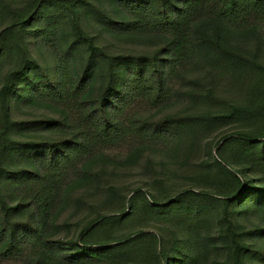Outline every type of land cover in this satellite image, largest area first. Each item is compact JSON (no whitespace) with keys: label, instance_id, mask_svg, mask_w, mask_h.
I'll use <instances>...</instances> for the list:
<instances>
[{"label":"trees","instance_id":"1","mask_svg":"<svg viewBox=\"0 0 264 264\" xmlns=\"http://www.w3.org/2000/svg\"><path fill=\"white\" fill-rule=\"evenodd\" d=\"M15 1L0 0V74L7 60L18 62L0 85V261L22 257L23 243L30 242L38 247L34 264H264V0ZM91 20L102 26L101 35L106 31L121 41L139 36L155 52L110 53L89 32ZM31 35L37 38L33 46ZM203 69L210 74L205 91ZM174 77L193 81L187 93L200 109L170 116L155 128L141 116L129 118L127 125L122 121L118 114L138 98L154 107L167 104L177 92L169 84ZM221 85L244 100L222 98ZM46 99L51 105L45 106L63 107L65 121L12 118L14 103L34 106ZM76 113L78 119L70 122ZM61 123L74 134L61 139L50 157L35 159L34 152L53 150L51 142L18 139L32 126L50 129ZM221 123L238 128L222 137L217 150H208L210 160L195 171V183L160 198L150 193L147 199L148 192L139 190L128 201L131 211L86 220L68 243L44 238L46 212L76 161L83 160L81 172L67 184L65 196L101 179L91 171L98 147L129 134L139 141L131 158L135 163L148 143L172 139L181 130L195 138ZM21 157L36 160L38 172L31 179L42 181L34 198L41 217L34 215L30 225L19 219L28 204L12 203L13 186L33 173L15 167ZM42 167L48 171L42 174ZM247 215L262 224L248 226ZM139 217L158 223L152 226L158 231H127Z\"/></svg>","mask_w":264,"mask_h":264},{"label":"rangeland","instance_id":"2","mask_svg":"<svg viewBox=\"0 0 264 264\" xmlns=\"http://www.w3.org/2000/svg\"><path fill=\"white\" fill-rule=\"evenodd\" d=\"M28 1L29 0H16L15 3L16 5H24ZM2 21L3 20L0 19V23ZM91 21L92 24L89 27V32L92 35L98 36V43L103 45L110 53L146 56L153 55L155 52V47L146 45L147 43L142 41V38L139 36H135L131 41H121L115 39L106 31H103L101 35L102 26L95 20ZM40 23H42V21ZM60 28L61 25L57 26V29ZM31 39L32 41L30 43L31 46H33L36 44L35 41H37V38L31 35ZM40 42V44L43 45L41 46L43 50H50L48 44L43 41ZM36 59H38L41 64L43 63L42 57ZM17 64L18 62L16 59L14 61L9 59L5 62L0 74V85L2 84L4 76L14 69ZM189 76L196 78L195 74L192 72ZM200 76L202 78L201 90L205 91L206 85H208L206 79L210 76L209 71L203 69ZM98 79L100 80L101 78ZM39 81L42 80L40 79ZM203 82H205L206 85ZM223 83L227 84L229 82L226 80ZM169 84L177 92L167 104L154 107L149 103L148 99L138 98L133 101L131 107L125 109L123 114H118L119 117L127 125L129 118L141 116L146 121L152 122L154 124L153 128H155V124L161 123V121L166 120L170 116H186L200 109V106L197 103L195 104L192 97L187 93L189 89L194 87L192 80L189 78L174 77ZM98 86L91 96L94 99L100 93ZM219 90L221 94L219 96L222 98L233 101L244 100L243 94L238 96L237 94L226 92L222 85L219 86ZM114 100L117 101V98L115 97ZM46 104L51 105L50 100H43L41 103L34 106H29L25 103H20L18 106L14 103L12 118L20 121L33 120L35 122H37L36 120H45L48 118L65 121L64 114L59 111L61 110L59 108H63L62 106L58 108L57 105L45 106ZM202 111H204V109ZM205 113H208L207 110ZM78 117L77 113L74 116L72 115L70 122L78 119ZM42 122L43 121H38L37 124ZM241 125L242 124H240V126ZM34 127L35 126L30 127L23 136H20L19 132V141H34L35 143L51 142L52 145L54 144L53 150L41 149L35 151V159L50 157L53 155L54 151H58L61 148V146L56 145L59 141L62 143L61 139L70 138L72 136L71 134H74L73 131L65 127L63 123L58 125V127H50V129H45L40 126L39 129H33ZM237 128L238 124L235 123H221L220 125L211 126L210 128H204L196 133L198 135H195V138L194 136L192 137L191 134L187 137L183 136V130L179 133L175 131L172 139H157L148 143L147 150L135 163H133L134 161H132L131 158L134 148L139 145V141L133 139L129 134L118 143L105 147H98L93 152V155H95V165H93L91 171L100 173L101 179L98 178V180H96V178H93L85 188L72 192L70 196H65L67 184L71 180L79 177L83 160H78L68 167L64 178V186L55 195V206H53L50 211L46 212L48 217L45 222L44 238L51 242L60 241L68 243L74 238L77 239V231L86 220H91L100 214L108 212H116L119 210L125 212L131 211L128 201L134 193L140 192L139 190H141V192H148L147 199H150V193L160 198L174 194L184 187L195 183L193 180L194 178H192L196 176L195 171H200V166L210 160L208 150H217L216 148L220 146V140L223 139L222 137L226 134L235 132ZM171 135L172 134H170V136ZM101 153H104L107 157H100ZM212 154L215 155L216 153L214 154L212 152ZM127 158H129L128 161H126ZM106 159H109V161ZM15 162L16 168H28L29 171H33L28 181H19L16 183V186L12 188V203H19L23 206L28 204L19 219H21L24 225H30L35 218L34 215L36 217H41V210L34 198L42 181L31 179L35 177L38 172L36 160L30 161L21 157V159H17ZM47 171L48 169L42 167V174ZM65 199H67V203ZM143 219L139 217L133 220L125 229L131 231L144 227L146 231L151 229L158 231V229H156L157 227H152L158 226V223H155L151 219ZM243 223H246L248 226L262 224L255 216L250 217L248 215L244 217ZM23 244L24 253L22 257L9 261H0V264H34L32 259L34 258L33 251L38 247L31 245L30 242H25ZM63 254H65V252H63ZM90 264L114 263L111 261H96Z\"/></svg>","mask_w":264,"mask_h":264}]
</instances>
